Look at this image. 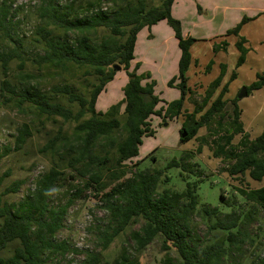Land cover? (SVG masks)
Wrapping results in <instances>:
<instances>
[{
  "label": "trees",
  "instance_id": "obj_1",
  "mask_svg": "<svg viewBox=\"0 0 264 264\" xmlns=\"http://www.w3.org/2000/svg\"><path fill=\"white\" fill-rule=\"evenodd\" d=\"M106 2H112V6L105 7ZM174 3L175 0H159V4L153 0H71L59 5L54 0H45L38 8L39 25L28 39L14 30L24 23L26 15L15 21L16 17L28 14V7L21 6L13 11L11 0L1 2L0 40L13 41L15 36L14 49L0 52L4 74L7 75L15 60L20 61L21 68L27 65L21 52L29 43L35 48L28 60L33 70H29L24 79L39 80L34 87L26 88L21 83L13 84L6 77L0 87L2 93L9 96L5 102L17 98L20 105L30 104L40 117L48 120L59 117L66 123H74L76 137L70 140L59 133L49 138L41 152L53 157L54 167L40 181L33 196L18 207L3 205L0 201V264H42L44 252L68 251L66 242L55 244L52 238L61 229L70 202L59 208L49 206L51 192L68 168L85 179L75 196L94 188L105 202L109 220L103 229H99V241L104 251L133 223L141 221L140 231L131 236L136 251H143L157 239H162L165 251L175 250L176 264H221L231 258L232 247L243 242V226L255 214L253 210L243 208L253 204L249 205L252 209L264 213V186L255 190L237 189L233 200L221 193V208L201 204L198 190L203 179L187 163L189 155L173 159L164 170L154 174L137 171L132 178L122 181L129 174L125 163L139 157L144 138L154 136L151 119L159 117L165 124L183 116L180 135L186 133L187 137H181V143L195 139L201 129H207V135L201 141L211 145L215 158L229 162L226 172L231 178L247 174L255 182H264V129L252 140L241 121L238 97L232 101L226 99L230 83L237 78L236 72L212 100L226 74L223 66L220 76L206 92L204 107L193 113L186 111V102L192 94L188 86L192 62L190 49L197 41L184 37L182 23L172 15ZM250 20L243 19L227 35L238 36ZM162 21L174 31L181 51L178 74L168 83L170 88H177L181 96L171 103L156 95V81L146 82L151 77L136 74L140 64L131 71L139 33ZM69 34L75 36L72 41ZM245 44L246 40L241 38L236 45L240 53L237 68L245 63L248 53ZM226 46L224 43L222 48ZM220 48L216 46L215 52ZM116 65L122 67L128 77L123 89L124 98L107 112H100L97 110L99 97L115 80ZM69 66L83 70L85 79L93 81L87 85L88 96L80 94L72 83H55L42 90L39 77L47 76L54 82L56 76ZM263 87L264 75H258L247 87L249 96ZM198 114H201L199 118ZM238 135L242 138L235 144ZM31 137L29 128L24 126L15 137L13 149L5 148L0 159L13 151H22ZM172 168L181 169L183 177L190 173L198 179L187 182L181 192L159 191L160 185L169 184L170 178L162 181V175ZM111 186L114 187L107 191ZM19 188L20 185H15L9 192L16 193ZM194 213H199L209 225V231L216 234L213 241L206 242L194 232L191 221ZM7 252L11 255L5 256ZM102 261L101 254L88 253L81 264H102ZM169 263H172L170 255L167 257ZM113 264L140 263L122 249Z\"/></svg>",
  "mask_w": 264,
  "mask_h": 264
},
{
  "label": "rangeland",
  "instance_id": "obj_2",
  "mask_svg": "<svg viewBox=\"0 0 264 264\" xmlns=\"http://www.w3.org/2000/svg\"><path fill=\"white\" fill-rule=\"evenodd\" d=\"M2 1L0 0V4ZM11 1L13 2V11L21 6L28 7V14L24 13L16 17L15 21L26 15L24 23L14 30L18 34L25 35L30 39L29 37L32 36V31L39 25L38 8L45 0ZM54 1L59 5H65L71 0ZM153 1L155 4H159V0ZM111 6L112 2H106L105 7ZM166 25L171 28L168 24ZM160 29H163V26L154 30L153 47H157L160 42L168 37L167 32L164 29L160 31ZM149 33L151 34V31ZM68 38L72 41L75 36L69 34ZM14 40L15 36L13 41L7 38H4L2 41L0 40V52H8L14 49ZM170 45L169 60L163 72L166 75L173 73L176 68L174 59L176 50L173 51V45ZM157 49L153 52L151 58L148 59L146 65L142 67L141 73L139 70L142 65H140L136 74L151 77L152 79V75L156 74L160 65V51ZM34 52V46L26 43L21 53L27 65L21 68L20 61L15 60L10 64L7 75L4 74L3 68L0 65V87L6 77L12 80L13 84L21 83L26 88L34 87L39 82V80L29 81V79H24V75L29 70H33L32 63L31 61L28 62V60L31 59V55ZM202 60L204 62L205 59ZM211 69H213L212 64L208 67L206 77L204 74L202 75L203 86L195 85L191 89L192 94L189 95L185 105L186 111L193 113L200 107H204L203 101L206 97V92L216 80L215 77L217 76V70L214 69L211 71ZM245 69L250 71L251 64L246 66ZM121 71H123L122 67ZM61 72V74L56 76L54 82L50 77H39L41 86L43 87L42 90L44 88H51L55 83H72L84 97L89 95L90 89L87 88V85L89 82L93 83V81H90L91 79L89 81L85 79L83 70L69 66L67 70ZM247 74H241L239 79L234 80L231 86L229 85V89L230 87L231 89L226 95L228 101L234 100L239 96L243 88L250 86L252 81L247 77ZM157 78L159 81L158 90L161 93V79L159 77ZM125 79L126 76L119 74L115 82H112L108 86L107 93H103L100 98V112H107L112 106L123 100ZM151 79L145 81L148 82ZM194 80L195 78L192 76L191 84H193ZM224 84L223 81L212 100L218 96ZM6 94L5 92L2 93L0 89V154L7 147L13 149L15 137L24 126H27L32 134V137L28 140L22 151H13L8 156L0 159V201L3 205L18 207L21 202L35 194L40 181L54 167L53 157L50 154L41 152L49 138L62 133L70 140H73L76 137L74 134L75 124L70 122L66 123L59 117L51 120L40 117L30 104L20 105L17 98H13L11 102H5L4 99L9 98ZM3 95L6 96L3 97ZM168 96H171L173 99L177 98L175 95L168 94ZM238 105L242 110L241 121L245 126V131L253 140L260 136L264 129V91L253 92L250 96L239 100ZM77 108L75 107V109ZM200 115L198 114L197 117L199 118ZM184 120L182 116L169 120L164 124V121L159 117H153L151 119V128L154 131V136L144 138L143 145L140 147L139 157L132 162L125 163L126 170L129 174L122 181L132 178L137 171L154 174L157 171L164 170L173 159H181L185 155H189V161L187 163H190L195 173L203 179L199 184L198 190L201 204L221 208L223 207L220 197L221 193L233 200L235 198L233 193L237 192V189L255 190L264 186V182H255L247 174L231 178L226 172L229 162L215 158L211 145L201 141V138L207 135V129H201L195 139L184 144L181 143L180 130ZM241 138V135L236 136L234 143L238 144ZM166 177L170 178V182L166 185H160L159 191L169 189L171 191L181 192L186 188L187 182H194L198 179L190 173L184 174L183 177L181 175V169L177 168L166 171L162 175V181ZM84 183L85 179L68 168L64 170L52 190L49 198L50 208L63 207L70 202L67 214L62 221V227L52 238V241L55 244L66 242L69 249L67 252L57 250L44 252L42 264H81L87 258L88 253L101 254L102 264H113L119 257L122 249H125L131 257L136 258L140 264H167L168 255L171 258V264H176L178 257L175 250L165 251L162 239H157L143 251H136L137 246L131 236L133 232L140 231L142 227L141 221L133 223L125 233L120 235L112 243L109 249L104 251L99 241V233L101 231L99 229H103L109 220L105 210V202H103L102 196L97 194L94 188L84 190L80 196H75L78 189H81ZM15 185H20L18 192H9ZM113 187L111 186L107 191H110ZM237 199L240 201V198ZM249 205L253 204H248L243 209L253 210L255 214L243 226V242L238 246H233L231 249V258L229 260H223L221 264H261L264 261V213L252 209V206L250 207ZM225 209L226 211L229 210L227 208ZM191 221L194 232L201 239L206 242L213 241L216 234L209 231V225L206 224L199 213H194ZM9 255H11L10 252L5 254V256Z\"/></svg>",
  "mask_w": 264,
  "mask_h": 264
},
{
  "label": "crops",
  "instance_id": "obj_3",
  "mask_svg": "<svg viewBox=\"0 0 264 264\" xmlns=\"http://www.w3.org/2000/svg\"><path fill=\"white\" fill-rule=\"evenodd\" d=\"M172 15L182 23L184 37L193 38L197 41L190 49L192 62L188 72V86L191 89L195 85L203 86L202 75L204 74L206 77L208 67L211 64L213 67L211 71L217 70L216 79L220 76L222 67H226V74L223 80L225 84L230 80L234 72L237 73L236 80L240 78L241 74L244 73L245 75V73H248L247 77L251 79V84L257 80L258 75H264V0H175L172 7ZM245 18L251 20L242 27L239 35L228 36L227 32L234 29ZM166 24V21H162L150 29L144 28L139 33L135 48V60L132 62L131 71L134 70L137 64H140L142 65L139 70L141 73L142 67L146 65L148 59L151 58L153 52L158 48L157 50L160 51V65L156 71L157 76H155L156 74L152 75V79L149 82L156 81V95L161 100L171 103L178 100L181 96L177 88L168 86L169 81L178 74L181 51L173 30L167 27ZM160 26H163L168 37L160 42L157 47H153L154 30L160 28ZM163 29H160V31ZM149 31H151V34ZM241 38L246 40L245 47L248 53L245 63L237 68L240 53L236 45ZM224 43L228 45L225 49L222 48ZM170 44L173 45V51L176 50L174 57L176 68L173 73L166 75L163 72L169 60ZM215 46L221 48L215 52ZM202 59H205L204 62ZM249 64H251L250 71L245 69ZM119 74L126 76L125 87L128 83L127 74L125 71L118 72L115 80ZM192 76L195 78L193 84H191ZM157 77L161 79V93L158 90L159 81ZM111 83L107 85L103 93H107V88ZM262 91H264V87L257 92ZM168 94L175 95L177 98L173 99ZM101 96L97 103L98 111H100Z\"/></svg>",
  "mask_w": 264,
  "mask_h": 264
},
{
  "label": "water",
  "instance_id": "obj_4",
  "mask_svg": "<svg viewBox=\"0 0 264 264\" xmlns=\"http://www.w3.org/2000/svg\"><path fill=\"white\" fill-rule=\"evenodd\" d=\"M114 69H115L117 72H120V71H121V67L118 66V65H116V66L114 67ZM248 96H249V93H248L247 87H245V88H243L242 91L240 92V94H239V96H238V99L241 100V99H244V98H246V97H248ZM181 137L184 139V138L187 137V134H186V133H183V134L181 135Z\"/></svg>",
  "mask_w": 264,
  "mask_h": 264
}]
</instances>
